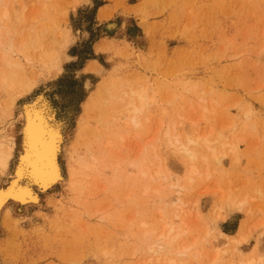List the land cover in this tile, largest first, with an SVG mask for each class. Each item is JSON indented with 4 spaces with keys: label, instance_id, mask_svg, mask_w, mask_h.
Returning <instances> with one entry per match:
<instances>
[{
    "label": "rangeland",
    "instance_id": "obj_1",
    "mask_svg": "<svg viewBox=\"0 0 264 264\" xmlns=\"http://www.w3.org/2000/svg\"><path fill=\"white\" fill-rule=\"evenodd\" d=\"M48 5L51 27L40 42L13 52L25 85L10 95L0 89V142L8 134L14 142L0 184L20 151L22 102L44 92L66 124L72 150L81 155L84 128L93 125L83 114V101L108 78H130L149 87L151 168L160 164L185 184L178 210L187 230L179 241L193 247L166 257L176 264H209L215 256L214 264L251 258L252 264H264V0H49ZM101 9L104 18L98 17ZM51 40L52 47L64 44L57 53L60 70L39 57ZM182 117L197 121L198 134L212 129V136L220 132L236 142L220 163L197 162L199 175L192 182L186 180L185 157L171 152L162 137ZM135 137L137 149L142 137ZM67 156L59 155L65 184L40 194L38 206L12 210L10 218L0 214V264H168L143 250L141 221L155 229L159 208L171 217L175 203L167 197L173 190L164 184L158 195L153 189L160 183L152 181L148 197L137 205L126 202L122 183L116 189L104 177L76 202L67 187ZM136 180L133 197L139 198ZM160 195L166 205L157 200ZM215 228L228 236L217 237Z\"/></svg>",
    "mask_w": 264,
    "mask_h": 264
},
{
    "label": "bare ground",
    "instance_id": "obj_2",
    "mask_svg": "<svg viewBox=\"0 0 264 264\" xmlns=\"http://www.w3.org/2000/svg\"><path fill=\"white\" fill-rule=\"evenodd\" d=\"M48 1L0 0V89L7 95H10L16 87H22L24 84L22 79H25L22 78L23 66L19 59L13 56V52L26 48L29 42H40L44 31L50 26L46 21ZM28 4L34 6L29 14L26 13ZM27 14L28 18H26ZM98 17H105L102 9L99 10ZM52 43V40L47 43V48L39 57L43 58L44 63H49L60 70L58 54L61 53L64 44L60 40L52 47ZM101 48V45L96 46V50ZM85 85L89 87V82L86 81ZM43 93H38L31 101L21 103L19 110L23 121L19 128L20 151L9 178L5 183L0 184V214L10 218L12 210L19 213L29 206H38L40 194L54 189L57 185L65 184L66 180L59 162V155L65 151L68 153L67 159L65 158L67 187L76 202L93 181L104 177H109L110 185L116 186V189H119L117 185L122 183V187L128 190L125 194L126 202L134 201L133 203L137 205L148 197L152 181L160 183V187L153 189L156 194L164 184L172 189L173 193L167 197L168 201L175 203L171 217L166 218L163 213L164 208H159L160 220L155 229L147 228V222L141 221L143 243L146 242L143 250L164 257L168 264H176L177 260L167 258L165 253L173 251L176 256L188 254L193 245H182L179 241L187 230L185 229L187 221L178 210L182 202L179 195L185 184L180 183L176 178H170L160 164L154 169L151 168L148 140L150 138L147 139L148 109L151 101L148 85L130 78L112 77L97 86L94 93L83 101V114L87 115V120L93 121V125L88 126V124L84 128V139L80 145L85 147V151L81 155L72 150V144L68 142L65 122L57 118L56 110ZM247 113L248 111L245 110L244 114ZM194 125H197V121L188 117H182L180 123L173 120L170 128L162 136L165 145L171 147V152L178 154L179 157H185L182 165L186 169V180L189 182H192L194 175H199L197 162L201 160L208 164L210 162L218 164L227 154L226 147L229 152L236 150V142L224 140L220 132L212 136L213 130L209 129L205 133L198 134ZM135 135L142 137V145L137 149L135 148L137 143L133 141ZM13 145L14 142L9 134L0 142L1 174L9 166ZM209 174V171H206L205 176L208 177ZM136 179H140L142 187L140 191L142 196L140 195L139 198L133 197L136 195ZM164 197L160 195L157 200L166 205L163 201ZM86 200L87 198L85 202ZM215 230L217 237L228 236L217 228ZM153 234H156L155 237L150 239ZM235 240L239 242L241 239ZM173 244H177L178 247L172 248ZM216 259L215 256L209 264H214ZM254 261L255 259L251 258L240 261L239 264H252Z\"/></svg>",
    "mask_w": 264,
    "mask_h": 264
}]
</instances>
